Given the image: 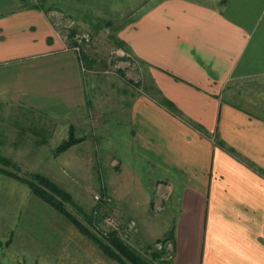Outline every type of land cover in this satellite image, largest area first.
Listing matches in <instances>:
<instances>
[{"label":"crops","instance_id":"crops-1","mask_svg":"<svg viewBox=\"0 0 264 264\" xmlns=\"http://www.w3.org/2000/svg\"><path fill=\"white\" fill-rule=\"evenodd\" d=\"M56 1L0 0V108L69 132L92 99L58 22L78 18ZM120 38L147 74L122 112L132 154L162 172L171 199V264H264V100L252 88L264 83V0L153 1ZM11 178L0 172V195ZM0 201L3 241L25 212L10 221Z\"/></svg>","mask_w":264,"mask_h":264},{"label":"rangeland","instance_id":"rangeland-1","mask_svg":"<svg viewBox=\"0 0 264 264\" xmlns=\"http://www.w3.org/2000/svg\"><path fill=\"white\" fill-rule=\"evenodd\" d=\"M153 1L157 0L56 1L78 18L76 23L70 17L59 20L63 33L67 37L69 29L76 28L79 39L88 35L82 47L95 61L92 67L84 63L91 110L75 125L76 135L85 139L70 153L69 149L55 155V148L68 138L66 123L38 120L4 107L0 108V155L16 162L20 175L41 173L69 192L74 204H67L68 209L99 236L118 232L150 262L153 251L164 252L161 260L154 261L161 264L170 260L173 250L171 240L163 241L170 234L165 231L173 217L172 207L166 206L171 199L160 192L165 188L162 172L132 154L129 117L127 110L122 112L124 99L140 94L148 83L147 74L111 37L120 38L123 29ZM99 23L103 27L96 33L94 26ZM252 88L263 101L264 83ZM42 139L46 142L38 144ZM10 180L11 195L3 189L0 199L10 221L17 219L18 211L25 215L23 230L7 235L3 242L11 240L10 244L0 246L4 264H119L27 184ZM14 192L21 198L13 197ZM17 236L20 243L12 249Z\"/></svg>","mask_w":264,"mask_h":264},{"label":"trees","instance_id":"trees-1","mask_svg":"<svg viewBox=\"0 0 264 264\" xmlns=\"http://www.w3.org/2000/svg\"><path fill=\"white\" fill-rule=\"evenodd\" d=\"M228 0H222V3H226ZM107 26L111 23L107 22ZM103 27L102 24H96L94 26L95 32L98 33ZM78 30L73 28L69 34V39L73 46L80 45L81 58L83 63L92 67V63L95 61L88 57V54L82 47V43L79 42V38L76 37ZM116 44V47L122 48L128 52V48L123 39L117 37L116 35L111 36ZM92 102V101H91ZM161 103L168 105L170 108L175 109V107L170 104L165 98H162ZM84 137H79L75 133L74 126H70L68 138L63 140L56 148L55 155H60L61 153L67 151L73 145L81 143L84 141ZM0 172L13 177L14 179L23 182L29 186L32 192L45 201L47 204L52 206L61 215H63L67 220H69L83 235L94 241L103 252L114 261L119 264H156L155 260H161L164 257V252L155 250L153 251V261L150 262L140 254H138L134 249H132L118 234L116 231H112L109 235L99 236L91 228H89L81 219L77 217L71 210L68 209L67 204H74L72 195L65 189L60 187L54 181L49 179L47 176L41 173H29L27 175H20L19 167L13 160L3 157L0 155ZM91 218V217H89ZM173 234H169L166 238L171 239ZM11 240L4 243L0 239V246L10 244ZM161 264H171V260H165Z\"/></svg>","mask_w":264,"mask_h":264},{"label":"built area","instance_id":"built-area-1","mask_svg":"<svg viewBox=\"0 0 264 264\" xmlns=\"http://www.w3.org/2000/svg\"><path fill=\"white\" fill-rule=\"evenodd\" d=\"M67 38H68V36H67V37L65 36V39H67ZM82 40H89L88 35H87V36H84L83 39H82V38L79 39V42H82ZM73 48H74L75 50L80 51V45H75ZM160 210H161V209H160ZM99 230H100V232H103V230H101V228H99ZM104 234H106V233H104Z\"/></svg>","mask_w":264,"mask_h":264}]
</instances>
